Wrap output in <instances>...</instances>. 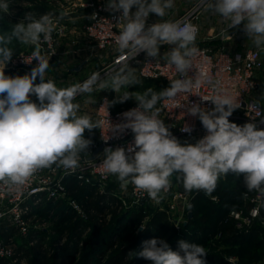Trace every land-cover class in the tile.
Masks as SVG:
<instances>
[{
  "label": "clouds",
  "instance_id": "9594fccd",
  "mask_svg": "<svg viewBox=\"0 0 264 264\" xmlns=\"http://www.w3.org/2000/svg\"><path fill=\"white\" fill-rule=\"evenodd\" d=\"M173 6V0H110L106 5L107 10L121 12L120 17L127 20L115 40L121 54L130 60L144 52L156 59L162 45L173 46L167 53V63L180 78L172 80L159 93L148 89L143 94H133L121 92L122 87L133 83L128 78L131 74L128 64L111 77L110 89L120 94L118 101L111 103L134 99L137 107L122 114L124 123L114 126L109 123V130L123 133L130 129L134 141L127 149L105 148L100 167L105 174L115 175L122 187L132 184L157 203L160 193L171 187L170 177L174 173L181 174L185 192L197 190L211 195L219 178L231 172L243 176L247 192L257 193L256 199L264 207V129H258L255 123L238 126L229 121L233 111L240 107L236 98L202 97L214 105L211 110L199 104L188 108V113L198 117L207 132L195 144H181L159 118L158 102L175 101L179 94L190 93L201 83L200 79L188 76L192 58L198 53L197 27L181 21L146 26L150 14L164 17L166 10ZM207 7L230 21L229 28L243 22L244 31L254 38L255 45L264 44V0H214ZM8 9L6 0H0V10L7 13ZM56 22L51 14L35 18L27 13L11 29L12 37L35 46L33 60L37 66L30 74L14 78L6 76L4 68H0V182L9 188L19 190L37 170L53 164L74 170L80 154L88 152L92 144L84 138L85 130L100 128L103 124V121L93 123L88 116H78L79 105L74 103L78 94L93 91L100 79L99 73L67 89H59L54 82L44 79L48 61L41 56L40 47L42 41L51 40ZM12 57L5 37L0 36V63L6 65ZM98 87L104 89L108 85L100 82ZM32 95L39 103L30 100ZM105 102L108 106L109 102ZM181 131L190 134L192 129L184 126ZM258 214L259 208L253 210V216ZM138 255L153 264H206L208 253L203 246L185 240H179L178 250L173 251L165 240L154 238L144 242Z\"/></svg>",
  "mask_w": 264,
  "mask_h": 264
},
{
  "label": "built area",
  "instance_id": "2783aa9c",
  "mask_svg": "<svg viewBox=\"0 0 264 264\" xmlns=\"http://www.w3.org/2000/svg\"><path fill=\"white\" fill-rule=\"evenodd\" d=\"M109 2L110 0H97L80 6V9L89 12L77 30L81 32L86 41V50L92 56H96L99 61V66L94 73H99L100 79L97 85L93 86L92 92L104 90L98 87L99 83L111 82V77L119 73L125 64L129 66L128 70L131 74L128 78L133 83L124 86L121 89L122 93L127 91L134 94L133 91L138 87V81L157 82L167 88L172 80L179 79V74L167 63V53L173 46L162 45L160 55L156 59L147 57L144 52H141L135 58L128 60L126 54H121L117 50L115 40L125 24V18L120 17L121 12L107 10L106 5ZM173 2L175 6L169 9L167 19L156 23L181 21L191 22L197 27L198 53L192 58V68L189 69L188 76L193 80L200 79L201 83L199 87H193L192 92L179 94L175 101L165 99L158 102L156 109L159 110V118L169 126L170 132L181 144L185 142L195 144L207 135V132L199 118L188 113V108L193 104H199L200 107L211 110L214 105L211 101L203 100L202 97L227 95L236 98L240 104V107L234 110L229 117V121H240L243 125L255 123L258 129H264V123L261 122L264 121V103L261 101L259 90V77L264 70V44L259 47L255 44H247L243 22L239 26L229 28L230 21L208 9V3L214 0H173ZM62 11L68 14L66 10ZM53 18L57 22L51 40L42 41L40 47L41 56L48 61V69L53 68L59 61L60 54L57 45L70 33L60 17L53 15ZM152 23L155 21L148 17L146 26ZM203 31L205 32L204 37H202ZM34 51L35 46L32 45L30 50L14 56L5 69L20 72L23 76L30 74L37 66V62L33 60ZM64 67L66 68L65 65ZM69 87L71 85H68L66 89ZM105 91L97 94L100 96L96 102L88 101V105H91L93 110L87 109L86 105L83 106L81 103L80 99L85 93L78 94L74 100V103L79 105L78 116H89L93 123L103 121L102 126L96 128L98 140L95 145L96 149L103 144V149L93 159H90L93 154L79 157L78 166L74 170L53 165L52 175H46L45 168L39 169L19 190L15 187L9 188L0 182V228L8 220L17 228L21 237L27 238L31 227L26 216L31 206L36 205L38 201L56 203L64 198L67 191L66 180L69 177L75 178L81 184L96 182L100 189H104L113 178L117 179L115 175L105 174L100 167L104 160V149L107 147L113 150L117 147L127 149L134 141V134L130 129L123 133H114L109 130V123L113 126L124 123L122 114L137 107V103L125 107L128 100L124 103L117 102L121 107L113 108L111 95L107 93V89ZM119 95L115 101H118ZM106 100L109 102L108 106ZM184 126L192 129L190 134L181 131ZM126 154L131 155L127 152ZM170 181L171 187L167 192L160 193L161 199H167L174 193L175 198L187 200V193L173 192L177 184L173 182L172 176ZM119 183L121 185L120 181ZM122 188H124L123 196L119 197L115 193L114 195L120 199L124 208H134L154 201L146 192L136 190L132 184ZM209 196L214 203L219 202L216 194L212 193ZM256 196L255 192L250 196L251 206L247 213L241 211L232 213L238 230L249 231L257 222L264 227V218L260 217V201L256 199ZM70 207L80 217H86L82 206L76 199L70 200ZM174 207L171 205V209ZM257 208H259V214L253 216L252 212ZM176 227L179 229L178 225ZM6 248L7 246L0 243V255L11 257L12 249ZM12 264H24V262L13 259Z\"/></svg>",
  "mask_w": 264,
  "mask_h": 264
},
{
  "label": "rangeland",
  "instance_id": "374dc122",
  "mask_svg": "<svg viewBox=\"0 0 264 264\" xmlns=\"http://www.w3.org/2000/svg\"><path fill=\"white\" fill-rule=\"evenodd\" d=\"M35 1L38 4L45 2L47 8L53 13H59L61 10H66L67 13L74 12L75 14L80 11L78 10L80 6L97 0H6L9 4V9L7 13L0 10V36L5 37L6 46L12 50L13 57L21 52L30 50L32 47V45H25L15 37H12L11 29L13 25L21 22L27 13H31L35 18H39L40 15L34 13L33 11L35 6L33 2ZM173 5L175 6L174 2ZM152 15L154 21H161L166 16L155 17V14ZM9 37H11L10 40L8 39ZM246 37L247 44H255L253 37ZM5 67H7V64L5 65V63H0V68L5 69ZM13 72L15 74L14 77L23 76L20 72ZM44 79L45 81L51 80L59 89H65L66 87V82L64 81L65 76L62 73L61 75L49 73L44 75ZM39 82V78H37L35 83L38 84ZM108 85L107 93L113 97H115L116 94V96H118L119 93L110 89L111 82ZM137 85L138 87L133 91L134 94H143L148 89H152L154 92L159 93L166 88L164 85L157 82L149 81H138ZM259 90L261 94V101L264 103V70L259 77ZM30 100L32 102L39 103L35 95L30 96ZM135 102L136 101L134 99H129L124 106L128 107ZM120 107L121 105H118L116 109ZM237 125L243 126L241 123H237ZM84 138L91 140L92 144L90 145L88 152L81 153L80 157L91 156L93 154L97 143L96 129H86L84 132ZM53 165L45 168L46 175H52ZM176 174L177 173H174L172 175L174 183ZM230 179L231 176L227 175L224 182H229ZM107 185L112 187L117 196H123L122 193H124V188L120 185L118 178H113ZM173 192H181L178 185L175 187ZM187 195L188 199L183 200L175 198L173 193L167 199H160L159 203L151 201L146 204L145 207L152 209V211L155 209L168 211V214L172 217L173 223L176 226H179L178 241L185 240L189 243H196L203 246L208 253L205 257V261L210 260L211 257H217V260L212 264H262L264 262V240H262V237L252 238L250 236H236V232L233 229L234 217L232 213L237 211L247 213L249 211L250 196L247 195L246 192L241 191L237 193L232 202L225 203L223 200L224 198H222L221 203L218 204L214 203L210 199V196L205 194L203 191L193 190L192 192H188ZM71 199L72 196L69 195L67 189L64 198L60 200V204L65 208V210L71 209ZM76 201L80 204L78 200ZM36 205V207L33 206L34 208L32 207L29 211V213L32 214L29 219L30 226L41 227L46 231L52 232L53 226L51 222L53 216H48L46 214L47 212L44 211L45 204L43 201H38ZM171 205H174L175 207L171 209ZM53 206L54 205H51L50 208ZM57 209H55L54 212L57 211ZM116 216L117 215L114 213L109 212L107 216V229L102 236V240L100 242L98 240H88L87 244L81 248L74 264H96L98 260L102 261L103 264H107V257L115 253L117 247H120L123 244V242L118 241L116 245H114L113 249H109V241L115 238L119 232V228L124 224H128L129 221V216L127 215H121L119 217ZM6 222L11 224L8 220H6ZM256 224L258 226L260 225L258 222ZM262 229L264 231V227H262ZM140 230L143 229L140 228ZM23 239L24 238H22L20 233L17 231L16 235L12 238V241H10L11 243L7 245L6 249H13L18 244L24 242ZM0 243L3 244L1 238ZM177 250L178 242L177 248L173 251ZM132 257L133 256L127 258L126 261L130 260L136 262V258L133 257L132 259ZM146 264H153V262L147 260Z\"/></svg>",
  "mask_w": 264,
  "mask_h": 264
},
{
  "label": "trees",
  "instance_id": "16d2710c",
  "mask_svg": "<svg viewBox=\"0 0 264 264\" xmlns=\"http://www.w3.org/2000/svg\"><path fill=\"white\" fill-rule=\"evenodd\" d=\"M33 3L35 4L34 13L40 16L52 14L60 17L59 13L50 11L45 2L38 4L35 1ZM4 74L9 77L15 75L13 71L8 69H4ZM229 174L231 175L232 184L217 183L215 190L224 198V202H232L231 199L228 201L226 198H233L238 191L247 190L242 175L237 176L231 172ZM180 175L179 173L176 174L175 182L182 193H188L183 188L182 179L179 178ZM66 184L69 195L80 202L86 217H80L71 209L65 210L60 204L61 201L44 203L46 214L53 216L51 222L52 232L41 227L30 226L29 236L23 239L24 242L12 249L11 257L0 255V264H12L13 259L22 261L24 264H74L81 248L87 244L88 240H98L99 242L102 240V236L107 229L109 212L117 215L116 217L127 215L129 221L128 224L122 225L115 238L109 241V249H113L118 241L123 242V244L117 247L115 253L107 257V264H146L147 260L140 257L138 253L143 250L145 241L154 238L165 240L171 250L177 248L179 229L166 210L155 209L152 211V209L146 208L145 205L124 208L109 185L104 189H100L96 182L81 184L72 177L67 178ZM51 205L54 206L50 208ZM36 206L34 205V207ZM55 209L57 211L54 212ZM31 215V213L27 214V220L30 219ZM260 217L264 218V207H261ZM142 224L143 230H140ZM233 229L236 236L262 237V240H264V231L260 225L255 224L253 228L247 231L238 230L234 223ZM17 231V228L9 222L3 223L0 228V238L5 246L11 243L10 241H12ZM131 256L136 258V262L126 261ZM216 260L217 257H211L210 260L206 261V264H212ZM96 264H103V262L98 260Z\"/></svg>",
  "mask_w": 264,
  "mask_h": 264
},
{
  "label": "crops",
  "instance_id": "0c3cea01",
  "mask_svg": "<svg viewBox=\"0 0 264 264\" xmlns=\"http://www.w3.org/2000/svg\"><path fill=\"white\" fill-rule=\"evenodd\" d=\"M176 6H177V4H176ZM78 10H80V11H78L75 14H74V12H68V14H65L64 11H62V10L59 12L60 18L63 19V22L65 25H67L70 33L66 38L62 39L57 45V49H58V52L60 54L59 61L56 63V65L53 68L47 69L45 74H44V75H47L49 73H51V74L54 73L55 75H61V73L64 74V76H65L64 81L66 82V87L68 85L73 86V85H77V84H80V83L86 81L95 72V70L99 66V61L96 58V56L95 57L92 56L86 50V48H87L86 41L83 39L81 32L78 31L79 30L78 28H80V26L83 24V22H84L89 11H87L85 9H80V8ZM132 11H135V8H133ZM168 11H169V9H167L166 16L164 19H167ZM155 17H157V16H155ZM149 18L154 21L152 14L149 15ZM164 19H162V20H164ZM155 22H159V21L155 20ZM125 23H127L126 19H125ZM204 36H205V32L203 31L202 37H204ZM64 65L66 66V68L64 67ZM109 83L110 82H106L107 85ZM66 87H65V89H66ZM105 89H107V91H108V88H104V90H100L99 92H95V93L90 92V93L83 94L81 99H80L81 103H83V106L86 105L87 109L93 110L91 105H88V101L96 102V100L100 96L97 94L105 92ZM116 95H115V97L111 96L112 101H115V99L118 97ZM112 104H113V108H117V106H118L117 102L112 103ZM91 121H92V119H91ZM231 123L240 124L241 122L240 121H233ZM96 132H97V129H96ZM97 140H98V135H97ZM227 175L231 176L229 173ZM227 175H222L220 177V180L217 183L223 182V183L232 184L231 179L229 182H224L227 178ZM239 192H241V190L238 191V193ZM243 192H246V194L249 196H252V194H253V192H252V194H250V192H247V190H243ZM213 193L217 195V197L219 198V203H221L223 197H221L216 191ZM226 199L228 201H230L229 199H231L233 201L234 197L233 198L228 197ZM225 203H228V202L226 201Z\"/></svg>",
  "mask_w": 264,
  "mask_h": 264
},
{
  "label": "water",
  "instance_id": "95a60500",
  "mask_svg": "<svg viewBox=\"0 0 264 264\" xmlns=\"http://www.w3.org/2000/svg\"><path fill=\"white\" fill-rule=\"evenodd\" d=\"M103 149V144H100L93 152V155L90 157V159H93L101 150ZM191 217V215H190Z\"/></svg>",
  "mask_w": 264,
  "mask_h": 264
}]
</instances>
